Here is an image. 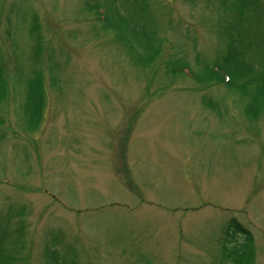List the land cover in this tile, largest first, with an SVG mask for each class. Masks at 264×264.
<instances>
[{"label":"rangeland","instance_id":"rangeland-1","mask_svg":"<svg viewBox=\"0 0 264 264\" xmlns=\"http://www.w3.org/2000/svg\"><path fill=\"white\" fill-rule=\"evenodd\" d=\"M245 1L0 0V264H232V218L264 264V97L247 112L198 78L228 56L264 92V0Z\"/></svg>","mask_w":264,"mask_h":264},{"label":"trees","instance_id":"trees-1","mask_svg":"<svg viewBox=\"0 0 264 264\" xmlns=\"http://www.w3.org/2000/svg\"><path fill=\"white\" fill-rule=\"evenodd\" d=\"M238 1L243 3L246 2L245 0H238ZM113 2H115V0H113ZM103 5L104 6L98 5V8H100L102 11L100 16H97V21H100L105 25V23L108 22V17L110 15V12H109V6H107L105 3H103ZM98 13H100L99 10ZM115 13L114 14L117 16L118 20L124 23V20L122 19L123 17L119 15L117 11ZM114 25L115 22L114 24L109 23V25L107 24L106 26H111L114 28ZM157 52H158L157 49L151 46V56L147 53L145 57H140L139 60L142 61L143 65H146V63L152 62V60L156 57ZM229 65H231L230 58L226 56L224 58L223 65H216V70L215 69L204 70L202 72L201 77L198 76V78L204 83L207 81L211 82L213 80L215 73L219 74L221 77H223V79H225L224 84L226 85V87L228 86L229 89L235 90L236 93L239 94L240 98L243 99L245 95H249V101L246 104L245 108H247L246 109L247 112L251 111V109H254L252 110L254 112L260 105L261 101L263 100L264 92L262 88L256 86L254 92L249 93L247 91V87L245 86L250 84L252 80H247V79L244 80L243 84L234 85L233 80L236 77H239L242 73L241 71L239 74L238 72H236V70H239V66H240L239 64L234 65V71L232 70L230 72L227 71V66ZM1 68H2V64L0 63V97L2 98L5 89V84H3L4 80L1 78V73H2ZM233 74H234V78H233ZM259 79L263 80V76L261 75ZM42 81L43 80L41 74L37 72L33 80H30L27 86L25 87L26 98L23 108H25V114L27 115V117H29L28 123H31L33 126H35V112H37L38 108L42 109V106L44 104L43 101L44 85ZM52 83H53V79L50 76L49 84ZM50 86L53 87V85ZM39 94H40V98H39ZM40 103H41V107H39ZM223 235H224V240H223L222 250L225 257L227 259H230L232 261V264H242V262L244 261L247 262V264H249L253 259L252 235L250 234V232L245 228H243L242 225L236 221V219L232 218L228 220L227 223L225 224ZM57 258L58 257H52L53 264H58L59 259Z\"/></svg>","mask_w":264,"mask_h":264}]
</instances>
